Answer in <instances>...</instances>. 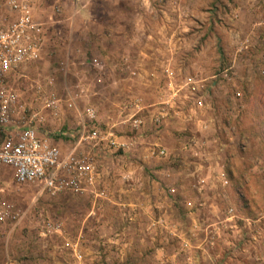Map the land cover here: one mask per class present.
I'll use <instances>...</instances> for the list:
<instances>
[{"label":"rangeland","instance_id":"374dc122","mask_svg":"<svg viewBox=\"0 0 264 264\" xmlns=\"http://www.w3.org/2000/svg\"><path fill=\"white\" fill-rule=\"evenodd\" d=\"M33 11L44 45L10 83L26 109L43 116L35 120L40 134L67 151L79 112L92 105L97 125L131 140L128 150L104 147L99 171L122 163L162 168L144 173L154 180L159 209L171 210L173 220L154 210L155 218L174 223L188 245L148 218L142 241L138 236L120 254L115 246L123 235L104 244L106 236L88 231L93 219L86 215L97 209L88 194L17 185L5 166L4 197L20 215L0 224V262L74 264L66 243L77 241L80 264H264V0H33ZM50 94L60 99L57 116L43 108ZM135 99L144 104L138 129L125 118ZM154 103L165 114L156 113L159 123ZM166 134L172 143L183 140L186 153L170 151L165 138L166 157L138 152ZM207 169L213 183L203 188ZM100 185L109 197L118 194ZM193 218L200 226L190 231ZM48 223L58 231L43 235Z\"/></svg>","mask_w":264,"mask_h":264},{"label":"built area","instance_id":"2783aa9c","mask_svg":"<svg viewBox=\"0 0 264 264\" xmlns=\"http://www.w3.org/2000/svg\"><path fill=\"white\" fill-rule=\"evenodd\" d=\"M44 38L43 23L34 15L33 0H0V171L6 166L15 184H36L41 192L50 195L70 192L88 194L94 201L107 199L108 188L100 185L97 155L102 154L106 146L128 150L131 140L117 137L111 128L102 129L96 124V109L86 105L79 112L75 141L63 152L46 135L40 134L35 120L41 121L43 116L38 111L29 110V107L26 109V103L19 101L15 87L10 83L22 66L39 58ZM38 88L40 90V86ZM78 94L79 91L67 99L69 108L75 107ZM59 101L54 94H50L45 97L43 108L57 116ZM127 106L131 111L125 118L133 128L138 129L145 122L141 112L143 105L135 99ZM160 116L152 114L153 121L159 123ZM73 134V131L67 133L70 137ZM148 153L150 156H167L166 149L155 143L148 147ZM4 192L0 182V224L14 221L20 215L19 210L5 200ZM231 216L228 211L226 220ZM157 223L162 224L171 236L180 239L182 245H188L174 223H167L161 216L156 218ZM57 231L56 224L48 223L42 234ZM66 244L72 250L74 264H80L82 254L77 241Z\"/></svg>","mask_w":264,"mask_h":264},{"label":"crops","instance_id":"0c3cea01","mask_svg":"<svg viewBox=\"0 0 264 264\" xmlns=\"http://www.w3.org/2000/svg\"><path fill=\"white\" fill-rule=\"evenodd\" d=\"M144 88H147L146 86ZM157 97V96H156ZM153 103V102H152ZM148 103L146 104V106ZM155 105V103H154ZM144 106V104H143ZM158 113H161L162 116L165 115L162 112L158 111V107L155 105L152 114L157 115ZM166 123H170L172 126L175 124L172 119H168ZM62 135H66V133L61 130L59 132ZM174 135V134H173ZM165 138V142L170 143L171 146H166L170 149V151H178L180 154H185L186 150L183 149L182 145L184 144V141L177 137L172 138L171 135H164V136H156L153 140L156 145L164 146L166 143H163V139ZM140 144V143H139ZM57 146L59 144L56 143ZM60 148V146H59ZM142 149H139V153L143 154V152L146 154L148 153V147H144V145L141 147ZM151 158H158V156H151ZM155 165V164H154ZM153 166V165H152ZM154 168V167H153ZM149 168V165L147 164H137L133 165L131 163H122L118 164L117 166H108V168H104V170L100 171L101 176V184H108V186H112L113 192L116 190L118 194L116 196L110 195L107 199H100L94 201L92 199V196H90V200L92 202L93 207H97L95 211L91 210L87 213L86 217H90L93 219V223L91 225L87 226L88 231L91 233H98V235L106 236L107 239L103 240L107 244L108 236L114 235H123L121 237L122 241L118 243L116 239V243L118 246H115V248H119L120 254L125 253V251H128L132 249L131 242L132 240L137 241L139 239L138 236H141L140 242L142 241V234L145 232L143 231V220H146L150 218L151 220L155 218L154 210L158 215H161L165 217V219L173 220V212L167 209H159L160 204L159 200L156 197V193L153 191V179H149L148 175L144 172H159L162 168ZM10 171V170H8ZM204 185L203 188H208L209 184L213 183L211 178L213 177L211 170L207 169V174L204 175ZM124 177H128L125 178ZM164 178V177H161ZM149 193H152V195H149ZM89 196V195H88ZM198 198V197H197ZM203 203L204 201H208V197H204L200 199ZM104 201V202H103ZM104 203V204H103ZM117 205V209L114 208V205ZM103 206V208H101ZM119 206V207H118ZM155 207V208H154ZM151 208V209H150ZM189 217L192 218V213L188 212ZM191 215V216H190ZM195 218V217H194ZM193 218V224L190 225L188 230H196L198 229V225L195 224V219ZM156 219V218H155ZM96 220H101L99 223L96 222ZM125 220H129V225H124ZM131 220V221H130ZM120 225V226H119ZM114 226H116V230H114ZM200 226V225H199ZM153 230L156 229V227L152 228ZM81 229L79 228V231ZM153 233V232H151ZM155 233V232H154ZM119 239V238H118ZM111 241V240H110ZM109 246V244H108ZM112 247V246H111ZM137 247V246H136ZM24 261V260H23ZM0 264H23L22 261L16 260L14 257L9 258V260L0 262Z\"/></svg>","mask_w":264,"mask_h":264}]
</instances>
